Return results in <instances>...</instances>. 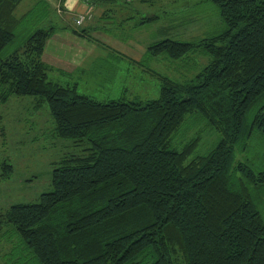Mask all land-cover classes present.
<instances>
[{"label":"trees","instance_id":"1","mask_svg":"<svg viewBox=\"0 0 264 264\" xmlns=\"http://www.w3.org/2000/svg\"><path fill=\"white\" fill-rule=\"evenodd\" d=\"M21 1L0 0V104L33 96L56 137L85 147L60 158L37 203L0 208L2 238L13 236L38 264H264V0H210L216 33L150 43L131 60L162 56L184 68L198 53L206 63L191 77L159 75L156 98L132 100H97L50 79L47 40L58 29L88 33L39 20L18 38L40 4L50 10L37 0L17 16ZM191 117L199 128L178 147ZM202 136L213 144L196 153ZM12 172L3 160L0 181Z\"/></svg>","mask_w":264,"mask_h":264},{"label":"rangeland","instance_id":"2","mask_svg":"<svg viewBox=\"0 0 264 264\" xmlns=\"http://www.w3.org/2000/svg\"><path fill=\"white\" fill-rule=\"evenodd\" d=\"M36 1L22 0L15 14L20 16L32 8ZM94 4H97L96 8L105 7L102 14H98L99 9L94 10V18L79 26L74 22L70 23L73 19L71 14L68 16V13H64L68 19L62 20L52 9L44 13L40 4L29 15L30 24L19 30L18 38L28 33L31 24L35 25L39 20L38 25L42 27L51 24L60 27L65 23V27L71 30L79 31L84 28L90 42L97 43L96 51L91 49V54L84 58L80 70L69 66L67 61L61 62L55 54L45 53L49 65L62 72L53 69L48 76L63 85H76L78 93L97 100L156 98L160 88L159 75L174 79L191 77L206 63L207 57L192 53L184 68L162 56L147 61L143 59L140 63L131 59L142 60L146 47L154 41L164 38L195 41L216 33L222 26L218 8L210 0H118V6L113 1L91 3L90 7ZM108 6L117 11H108L107 16L104 15ZM153 15L159 17L141 22L142 18ZM56 40V37L51 39V44L45 51L57 46ZM31 97L12 96L7 102L0 104V164L3 160H8L13 166L11 176L0 181L1 209L15 203H37L41 193L52 190L51 171L60 158L81 154L85 147V143L76 144L72 139L56 137L48 108L45 105L35 107ZM189 120L193 123L182 127L183 130L173 140L178 147L199 128L195 125L198 122L195 118L191 117ZM203 141L202 136L196 153H203L213 144ZM254 146L249 151L251 157L258 155L257 147ZM261 207L264 209V204ZM5 240H11L13 246ZM5 240L0 235V264H38L13 236Z\"/></svg>","mask_w":264,"mask_h":264},{"label":"crops","instance_id":"3","mask_svg":"<svg viewBox=\"0 0 264 264\" xmlns=\"http://www.w3.org/2000/svg\"><path fill=\"white\" fill-rule=\"evenodd\" d=\"M44 1L50 5V10L52 9L55 12V14L62 20H67L69 14H71L73 19H71L70 23L74 22V18L77 17L78 14H87L90 15L89 19H93L94 16L92 12L94 10L99 9L100 12L98 13L97 11V13L102 14L103 9L105 8V7L103 8V6L96 8L97 4H94L92 7H90V4L86 3V1L83 0H67V2L65 1L64 3V10H61L62 12H57L55 8H57L58 6V0H44ZM64 13L66 14L68 13V16L65 17ZM64 26L65 23H63V25L60 27H64ZM54 37L58 38V40H56L57 46L54 45V47L49 48L48 52L45 51L47 46L51 44V39H53ZM53 44H55V42ZM91 49L93 51H96L97 49L96 42L91 43L86 37L79 36L68 29H58L47 40L42 57L43 60H45V62L48 63L47 59L45 58V53L51 55L55 54L61 62L62 60L67 61L70 63L69 66H73L75 69L80 70L83 67L84 58L91 54L90 53ZM54 69L56 70L58 68H54ZM68 75H72V74L68 73Z\"/></svg>","mask_w":264,"mask_h":264},{"label":"built area","instance_id":"4","mask_svg":"<svg viewBox=\"0 0 264 264\" xmlns=\"http://www.w3.org/2000/svg\"><path fill=\"white\" fill-rule=\"evenodd\" d=\"M58 12H60V9H57ZM86 15V16H85ZM90 15L87 14H78L77 17L74 18V23L76 26L82 25V23L86 20L89 19Z\"/></svg>","mask_w":264,"mask_h":264}]
</instances>
